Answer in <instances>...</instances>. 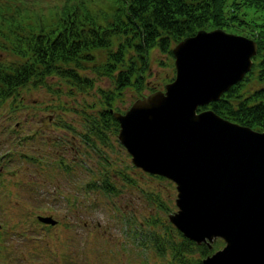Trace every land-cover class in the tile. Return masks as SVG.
<instances>
[{
  "label": "water",
  "instance_id": "95a60500",
  "mask_svg": "<svg viewBox=\"0 0 264 264\" xmlns=\"http://www.w3.org/2000/svg\"><path fill=\"white\" fill-rule=\"evenodd\" d=\"M257 52L250 37L200 29L173 47L163 89L111 109L133 164L176 184L172 223L197 244L225 241L202 264H264V130L198 110L241 81Z\"/></svg>",
  "mask_w": 264,
  "mask_h": 264
},
{
  "label": "trees",
  "instance_id": "16d2710c",
  "mask_svg": "<svg viewBox=\"0 0 264 264\" xmlns=\"http://www.w3.org/2000/svg\"><path fill=\"white\" fill-rule=\"evenodd\" d=\"M30 2L33 1L0 0V53L10 57L0 59V99L13 96L20 87L29 84L52 92L49 79L53 77L64 80L70 89L73 85L82 89L92 87L94 78L90 79L88 71L95 76L102 77L103 73L111 76L119 93L135 86L142 96L141 91L147 87L145 73L151 50L158 48L172 57L173 47L200 29L246 30L244 36L258 43L252 69L218 101L198 110L213 108L227 119L264 130V0H67L63 8L58 4L47 8L30 6ZM242 7L253 9L251 20L240 17ZM247 13L244 11L242 15ZM117 42L120 47L115 54L109 52L107 61L99 62L101 59L93 50L112 49ZM123 55L131 57L126 67L120 65ZM252 80L257 85L246 88ZM149 88L150 92L159 89ZM99 90L100 98L106 105L111 104L113 92ZM12 105L15 106L14 101ZM70 107L60 102L62 110ZM107 107L92 114L86 112L95 131L101 127L104 115L111 116L112 107ZM113 124L118 125L114 117L104 128ZM103 133L96 132L105 142ZM93 183L87 187L111 191L107 181ZM214 246L218 248L219 243ZM173 247L174 256L180 258L185 251L200 250V257L194 260L196 264H202L201 259L211 253L208 245H199L186 237L179 244L174 242Z\"/></svg>",
  "mask_w": 264,
  "mask_h": 264
},
{
  "label": "rangeland",
  "instance_id": "374dc122",
  "mask_svg": "<svg viewBox=\"0 0 264 264\" xmlns=\"http://www.w3.org/2000/svg\"><path fill=\"white\" fill-rule=\"evenodd\" d=\"M30 1H33L32 3L30 2V6H36L35 4H38V6L43 8H47L48 5L51 4H58L60 8H63L67 3V0ZM244 11H247L248 13L243 16L242 13ZM239 13L240 17H245L247 20H251V17L254 16L253 9L250 7H242ZM243 26L245 27L247 25L244 23ZM228 31L241 35H246L247 33L246 30L233 31L230 29ZM119 47L120 43L118 44L117 42L112 46V49L96 48L93 50V53L101 59L99 62L107 61L108 53L112 52L115 54V50ZM124 51L125 49L123 47V52ZM148 57L149 67L145 73L147 87L141 91L143 95L150 93V86L163 89L166 83L174 79L176 72L174 55L170 57L166 52L156 48L149 52ZM8 58H10L9 55L0 53V59ZM130 60V56H124L120 60V65L126 67V63L128 64ZM138 66H140V62L138 63ZM87 75L90 79L94 78L92 87L86 86L85 89H82L73 85V89H70V85L64 80L58 77H53L49 79V83L53 85L52 92L46 90L45 87L29 84V86L20 87L19 90L14 93L13 96L15 99L13 96L7 99H0V165L4 162V159L8 163L3 168V172H0V203L4 206L8 205L7 201H5L6 197L3 196H17V198L20 196H80L78 198L79 201L81 197L84 201L87 198H90L94 207L89 208L90 213H87L86 209H84L83 217L88 219L90 215L94 224L100 223L103 225L102 229L97 228L95 231V237L103 234L104 238H109L107 240L115 242V238L116 240L123 238V230L122 227L119 228L117 223L113 221L110 226L107 224L108 211L106 210L110 209L111 200H113V198L109 200L107 196H127V202L131 206H134L133 203L137 204L142 202L139 206L141 208L140 217L137 218L139 221L149 218V210H156L158 219L157 224L155 225L163 232V221L165 220V222L172 223L169 220L168 213L175 212L178 209L175 202L177 196L176 184L168 178H161L159 175L145 172L141 168L133 165L131 154L127 151L124 144L120 143L118 138L120 123L115 116L114 119L117 120L118 125L113 124L110 129H105L103 134L105 142L96 134V132L94 133L91 130L93 126L92 120L89 121L90 117L86 116V112H90L91 114L96 113V111L100 112L107 105V109L109 107L115 109L113 112L117 111L124 113L130 107L132 102L140 96V92L136 90L135 86H130L131 89L127 88L126 91L121 89V93H119V90L116 89L118 86L117 82L106 73H103L102 77H100L95 76L91 71H88ZM256 85L257 83L252 80L246 85V88H252ZM100 88L107 92H113L115 97L111 104L106 105L103 101V97L101 96L100 98ZM13 101L15 106L12 105ZM55 102H61L63 105L66 104L71 107L73 106V108L69 110L71 114L61 115L58 111L52 112L51 107ZM49 114H54L63 127H65V121L67 125L71 124L68 128L66 127L65 130H69L71 134H73V170L76 168L77 171V173L73 175V186L65 182L63 179L59 181V178L55 181L58 183H53L52 180L54 179H50L52 183L42 182V185L37 184L36 182L43 180L45 174L35 170L33 167H30L28 171L27 169L22 168V164L20 163V161L23 160V157H21L23 151L33 155L35 154L34 152H36L35 146L38 147L40 144H42L40 151H42L43 154H48L44 155V157L48 160H53V149L43 144L41 140L37 139L36 141L31 139L26 148L22 145L20 140H17L19 133L22 137L24 131L29 130L30 134H34L40 125V119ZM59 116L60 118H58ZM96 117L99 118L100 115H97ZM30 119L31 125L27 123V120ZM68 134L69 136L71 135L70 133ZM86 134L88 137H86ZM66 152L67 155L64 154ZM64 153L61 151L63 160L67 161V164H70L72 158L69 159L68 157L72 155L71 152L66 149ZM104 161H108L109 164L106 165L109 169L108 172L116 181H109L116 188V190H111L110 193L104 191L102 187H97V189L91 187L88 188L87 186H92V183L86 185H83L82 183L87 182L90 179H94L93 181H101L102 168L105 169L103 166ZM0 171H2V168H0ZM58 171L61 175V171ZM121 172L124 173L127 178H131L134 181L132 183L126 182V179L123 181L120 178ZM61 178H64V176L62 175ZM77 191H79L78 195H75ZM134 196H139V199L137 201H131ZM153 197L157 200L156 202L154 201L155 204H152L149 199H153ZM19 202L22 203L24 201L19 200ZM160 202L162 205H160ZM12 213L20 215V207L14 200L10 203L8 216ZM3 214H5V212H3ZM73 222V241L77 239L85 240L84 230L76 224L75 218L73 219ZM104 228H107L106 231H104ZM173 229L174 240L180 241L181 236L179 233L182 232L174 224ZM34 233L36 235V232ZM61 235L63 238L67 239L63 232H61ZM177 235L179 237H177ZM183 237L185 236L183 235ZM13 240H16V238ZM99 240H103V238H100ZM6 242H9V238H7L4 243ZM217 242L219 243L218 248L223 247L225 244V241L222 238H217L213 242L212 250H210L211 253L215 251V249H218L214 246ZM126 247L132 249L133 244L127 242ZM141 253L143 255H141ZM200 255V250H195L192 253L188 252V258L191 260L189 264H196L194 260L198 259ZM74 256L75 254L73 253V264H85L76 260ZM118 256L122 257L121 263H127L128 258L125 253H121ZM146 257L150 264L156 262L151 249L144 248V246L138 250L137 256H134L130 251V262L132 261L133 264H140L141 260H144ZM97 261L99 260H90L91 264H97ZM115 262L118 263L116 260ZM180 263L185 264L183 262ZM0 264H10V258L7 252H5V255L4 253H0Z\"/></svg>",
  "mask_w": 264,
  "mask_h": 264
},
{
  "label": "flooded vegetation",
  "instance_id": "af4514ba",
  "mask_svg": "<svg viewBox=\"0 0 264 264\" xmlns=\"http://www.w3.org/2000/svg\"><path fill=\"white\" fill-rule=\"evenodd\" d=\"M59 106L60 102H55L51 107L52 112L58 111L61 115L71 114L69 110L73 106L65 111ZM111 109L115 111L114 108ZM111 109V116H103L100 122L101 127L97 131L91 128L94 133L104 132V127L108 123L113 122L114 115ZM27 123L31 125V119L27 120ZM70 125H67L65 121V127H63L54 114H49L40 119V125L34 134H30L29 130H27L23 132L22 137L20 133L17 136V140H20L25 148L31 139L36 141L39 139L43 144L53 149V160H48L44 157V155L48 154H43L40 151L42 144L38 145V147L33 144L36 147V152L33 155L25 151L22 152L23 155L21 157H23V160L20 161L22 168L29 171L30 167H33L35 170L45 174L43 180L36 182L37 184L42 185V182L52 183L50 179H54L52 180L53 183H58L55 181L59 178V181L63 179L73 186V175L77 173L76 168L73 170V134L69 130H65ZM110 128L111 126L108 127V129ZM68 133L71 135L69 136ZM86 137H88L87 134ZM66 149L72 154L68 157L69 159L72 158L70 164H67V161L63 160L61 155V151L64 153ZM64 154L67 155V152ZM6 164L8 163L4 159V162L0 165V168H2L0 172H3ZM103 166L105 169L102 168V180H98L96 183L102 184L107 181L111 190H116L115 186L109 182H116L115 178L110 176L108 167L104 164ZM58 170L61 171V175ZM62 175L64 178H61ZM120 178L123 181L126 179V182L132 183L134 181L131 178H127L122 172ZM93 180L90 179L82 183L83 185L94 184ZM78 192L75 195H78ZM3 197H6L5 201H7L8 205L4 206L0 203V253H4V255L5 252L8 253L10 264H73V253L76 260L85 264H91L90 260H99L97 264H133L132 261L130 262V251L134 256H137L143 242L145 244L144 248L151 249L155 256L156 262L152 264H181L180 262L189 264L188 251H185L181 258L180 256H174L173 243L179 244L184 240V237L179 233L181 240H174L173 224L164 220L162 232L155 225L157 224L158 216L156 215L157 211L154 209L148 211L149 218L137 220L140 217L141 208L139 206L142 202L133 203L134 206H131L127 202V196H107L109 200L113 198L110 209L106 210L108 211L107 224L110 226L115 222L123 230V238L120 240L115 238V242L107 240L109 238H104L103 234L95 237V231L97 228L102 229L103 225L100 223L94 224L90 215L88 219L83 217L84 209H86L87 213H90L89 208L94 207L90 198L84 201L81 197L79 201L78 198L80 196ZM17 199L24 202L21 203ZM138 199L139 196H134L131 201H137ZM149 199L152 204L157 201L155 197ZM13 200L20 207V215L12 213L8 216L9 206ZM160 205H162L161 202ZM74 218L76 224L84 230L85 240L77 239L73 241ZM106 229L104 228V231ZM34 232H36V235ZM61 232L66 235L67 239L62 237ZM177 237L179 236L177 235ZM7 238H9V242L4 243ZM14 238L16 240H13ZM100 238H103V240H99ZM127 242L133 244L132 249L126 247ZM121 253L127 255V263H121L122 257L118 256ZM141 255L143 254L141 253ZM147 260V257L144 258L140 264H150Z\"/></svg>",
  "mask_w": 264,
  "mask_h": 264
},
{
  "label": "bare ground",
  "instance_id": "6f19581e",
  "mask_svg": "<svg viewBox=\"0 0 264 264\" xmlns=\"http://www.w3.org/2000/svg\"><path fill=\"white\" fill-rule=\"evenodd\" d=\"M219 100V99H218ZM218 100H216V101H218ZM214 102V101H213ZM209 105V104H208ZM208 105H206V106H208ZM207 109H209V108H207ZM211 109H213V108H211ZM214 110V109H213ZM215 111V110H214ZM216 112V111H215ZM220 115V114H219Z\"/></svg>",
  "mask_w": 264,
  "mask_h": 264
}]
</instances>
